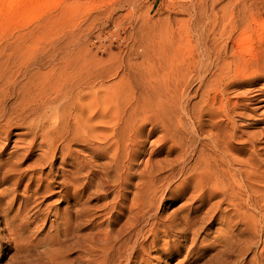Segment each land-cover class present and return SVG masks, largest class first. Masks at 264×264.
Segmentation results:
<instances>
[{
    "label": "rangeland",
    "instance_id": "1",
    "mask_svg": "<svg viewBox=\"0 0 264 264\" xmlns=\"http://www.w3.org/2000/svg\"><path fill=\"white\" fill-rule=\"evenodd\" d=\"M198 7L216 11L221 25L247 20L251 26L243 42L230 45L228 57L236 55L249 62L264 54V0H0V50L4 49L0 64L23 61L18 53L8 52L16 47L40 49L44 43L46 47L57 43L58 49L73 42L69 52L77 63L84 56L91 61L89 67L94 60L111 75L98 86L110 87L124 75L129 84L118 89L120 102L132 106L140 92L136 83L145 61L143 46L152 36L194 41L196 35L190 29L194 18L199 27L211 25L198 18ZM60 52L54 62L57 71L62 69ZM37 63L39 73L48 72L44 59ZM254 73L248 72L250 78L247 73L238 78L241 87L222 91L220 96L223 103L227 98H239L238 109L245 114L233 119L235 135L255 141L257 147L253 159L247 145L232 142L238 148V159L264 164V103L258 102L264 97L253 105L249 102L251 92L264 94V73ZM155 79L153 84L162 86V80ZM197 82L186 87L192 112L202 109L207 96ZM98 86L96 104L88 90L87 96L77 100L79 105H73L79 108L70 110V124L75 121L96 128L89 131L90 136L108 135L111 127L112 103L105 101L106 94ZM207 119L205 116L202 123L204 133L196 134L208 154ZM224 120L220 122L225 124ZM21 131L13 128L7 142L0 134V146L6 144L0 162L15 163L26 154L25 144L17 141L26 143L30 138L19 139L16 134ZM177 134L182 143L186 132L178 130ZM161 135L156 128L142 139L136 160L124 161L117 171L122 172L121 179L110 156L93 157L92 146H71L72 158L86 164L79 170L73 159L62 164L59 153L53 164L44 158L45 163L39 162L45 149L35 144L30 159L18 161L23 181L15 186L12 179L17 175L0 180V264H264V257H258L264 247V221L253 200H264L260 197L264 196V183L250 182L256 185L250 200L238 174L229 185L224 179L222 188L216 190L207 184L196 189L186 186L178 173V141L159 142ZM99 143L94 141V145ZM187 157L188 167H192L196 158ZM30 176L34 181L27 185ZM36 180H41L38 188Z\"/></svg>",
    "mask_w": 264,
    "mask_h": 264
},
{
    "label": "bare ground",
    "instance_id": "2",
    "mask_svg": "<svg viewBox=\"0 0 264 264\" xmlns=\"http://www.w3.org/2000/svg\"><path fill=\"white\" fill-rule=\"evenodd\" d=\"M229 16L231 17V14ZM198 18L201 22H211V25L208 24L209 28L199 27L198 19L194 18L191 21L193 24L191 23L190 26V29L195 33L191 34L196 35L194 41L153 36L147 40L149 46H143L145 61L143 68L140 69V79L136 83L140 92L138 98H133L134 104L132 106H125L120 102L121 95L118 93V89L129 84L124 75L110 87L98 86L111 75L94 60L89 67L91 61H88L84 56L80 57L81 63H77L75 61L76 56L69 52L70 47L74 45L73 42H66L62 48L58 49L57 43H50L47 47L44 43V48L40 47V49L26 45L24 49H18L15 46L13 51L9 50L8 52H12L11 54L13 52L18 53L19 58L23 61L19 64L15 62L16 60L11 64H8V61L5 62L6 64H0L2 65L0 66V134L4 136L7 142L11 130L21 128L23 131L17 133L16 136L19 139L21 137H29L30 139L26 143L25 141H17L25 144L27 150L21 160H17L15 163L0 162V180L6 181V177L17 175L16 178L12 179L14 185L16 186L23 181V174L18 168L20 165L18 161L30 159L35 144L38 148L44 147L45 149L38 161L42 162L41 160L44 158L46 160L44 161H49L50 164H53L56 153L60 154L62 164L71 161L70 159H73L71 153L73 144L92 146V156H110L117 173V171H121L124 161L128 163L136 160V153L139 151L142 139L149 136L154 129L159 128L162 134L159 142L168 140L175 144L174 142L178 141V143L176 142L179 147L178 157L181 160L178 173L183 176L182 184L190 185L194 189L204 187L207 184L216 190L219 187L222 188L225 183L224 179H226L227 184H231L228 181L236 179L238 174L250 193L248 199L250 200L251 193L256 189L253 187L256 185L250 182L264 183V166H262L264 164H259L257 160L238 159L239 155L235 154L238 148L235 150L232 142L247 145L248 150L254 156L253 159L257 156L255 155L257 147L255 141H251L249 138L243 140L239 137L240 135H235L233 119L245 114L238 109L239 98H227L223 103L220 93L240 88L242 83L239 80L245 78V74L248 72L249 74L264 73V54H261L254 61L250 59L251 62H247L245 57V60L235 58L236 55L228 57L229 53L227 54V52L230 45L238 46L241 41L243 42V35L246 31L251 29V26L246 24L247 20L244 23L231 21L228 26L221 25V20L216 11L213 9L206 10L202 7H198ZM224 20L222 21L224 22ZM59 50L61 51L62 63L60 66L62 69L57 71L54 62L57 61ZM3 51L4 49L0 50V53L4 54ZM238 54L240 55L239 52ZM40 59H44L49 66L48 72L43 74L39 73L41 69L37 61ZM14 68L19 69L18 73L12 72ZM248 75L246 78H250ZM156 77L162 80V86L153 84L157 80ZM238 78L240 79L238 80ZM194 80L207 90L202 109L199 108V111L196 110L198 107L194 109L197 113L190 111V96L186 90V87L191 85L190 82ZM247 84L252 86L250 83ZM97 86L103 89L102 93L106 94L105 101L112 103L109 123L111 127L108 135L90 136L89 131L96 130V128H86L75 121L70 124V110L79 108L73 105H79L80 101L77 102V100L87 96L88 90H91L93 104H96ZM173 87L177 90L173 91ZM220 89L222 90L220 91ZM251 93L250 97H247L251 98L249 102L252 105L255 104L257 98L264 97V94L259 93V91ZM201 98L203 99V97ZM259 100V103H264V98ZM10 101L13 102L10 104ZM244 107L247 111V106L244 105ZM262 107L264 106L261 105ZM205 116L209 118L207 121L210 124V129L206 133L207 144L210 149L208 154L204 153L202 143H198L196 134L197 132L204 133L202 123H204ZM222 118L225 119V124L220 122ZM147 125L149 128L145 134ZM191 126L196 127L195 133ZM178 130L186 132V137H183L182 143L178 140ZM182 136L184 135L182 134ZM94 141H99L101 144L94 145ZM198 144H200L199 147ZM5 145L4 143L0 146V152ZM248 150L246 149V151ZM187 156L196 158L192 167H188ZM73 160L77 162L76 166L79 170L86 167V164L81 161L78 162L76 157ZM37 164L34 165L37 166ZM117 175L121 179L122 172L117 173ZM149 179H151L149 182L151 184L152 177ZM26 181L27 185H31L34 178L30 176ZM36 182V188H38L41 180H36ZM150 186L147 185V187ZM47 187H50L49 184ZM255 192L258 193V191ZM253 200L254 207L260 210L261 221H264V200L258 198H253ZM259 255L258 257H264V247L260 249ZM256 263L259 264L258 261Z\"/></svg>",
    "mask_w": 264,
    "mask_h": 264
}]
</instances>
